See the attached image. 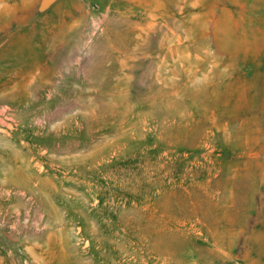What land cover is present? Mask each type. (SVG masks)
I'll list each match as a JSON object with an SVG mask.
<instances>
[{
  "label": "rangeland",
  "instance_id": "374dc122",
  "mask_svg": "<svg viewBox=\"0 0 264 264\" xmlns=\"http://www.w3.org/2000/svg\"><path fill=\"white\" fill-rule=\"evenodd\" d=\"M39 4L0 0V264H264V0Z\"/></svg>",
  "mask_w": 264,
  "mask_h": 264
},
{
  "label": "water",
  "instance_id": "95a60500",
  "mask_svg": "<svg viewBox=\"0 0 264 264\" xmlns=\"http://www.w3.org/2000/svg\"><path fill=\"white\" fill-rule=\"evenodd\" d=\"M56 0H40L39 10L42 11L50 6Z\"/></svg>",
  "mask_w": 264,
  "mask_h": 264
},
{
  "label": "bare ground",
  "instance_id": "6f19581e",
  "mask_svg": "<svg viewBox=\"0 0 264 264\" xmlns=\"http://www.w3.org/2000/svg\"><path fill=\"white\" fill-rule=\"evenodd\" d=\"M4 133H6V132H4Z\"/></svg>",
  "mask_w": 264,
  "mask_h": 264
}]
</instances>
